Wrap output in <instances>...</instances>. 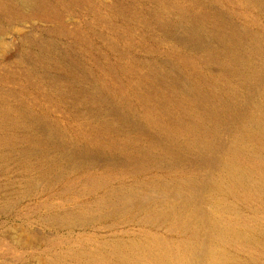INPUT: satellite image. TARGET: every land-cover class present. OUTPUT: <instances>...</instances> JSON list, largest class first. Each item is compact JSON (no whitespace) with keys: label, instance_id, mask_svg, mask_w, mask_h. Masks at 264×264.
<instances>
[{"label":"rangeland","instance_id":"1","mask_svg":"<svg viewBox=\"0 0 264 264\" xmlns=\"http://www.w3.org/2000/svg\"><path fill=\"white\" fill-rule=\"evenodd\" d=\"M40 1L0 0V113L23 124L0 130V264H264V178L235 185L225 154L241 125L264 139V0ZM202 92L232 107L176 162L169 122ZM228 222L248 235L218 238Z\"/></svg>","mask_w":264,"mask_h":264},{"label":"bare ground","instance_id":"2","mask_svg":"<svg viewBox=\"0 0 264 264\" xmlns=\"http://www.w3.org/2000/svg\"><path fill=\"white\" fill-rule=\"evenodd\" d=\"M12 2H21L25 3L27 7H30L32 10H42L43 4L40 0H10ZM9 2V1H8ZM7 3V2H6ZM251 34L254 35L255 43L251 45V53L250 57L253 59L254 62L262 61L264 64V37L257 34L256 32H251ZM262 93V99L264 100V90L261 91ZM200 94V93H199ZM202 98L204 105H206L205 110L201 114L198 115L197 119H193V123L190 125H185L181 120H173L169 123H172V127L170 129L171 132L167 134L165 139L167 140L164 142V145L170 143L172 145H175V155H176V162L182 161V160H189V155L192 150V148L199 147L201 145H197L199 142H203L206 144V146L212 145V141L208 139H204L201 136H192L189 138L188 136L193 135V132L191 133L189 129H194L196 132L200 133L201 130L203 133L210 132L211 127L208 125V123L217 124L221 117H223V113L227 111V109H230L231 103L229 100L225 98L215 97L212 93L208 96L206 93L202 92ZM258 110H263L260 108H257ZM262 113V112H261ZM264 113V110H263ZM175 121V122H174ZM15 120L11 116V114L3 110V112L0 113V130L8 127V125L12 126L14 124ZM240 123V122H238ZM237 123V124H238ZM242 123H246L249 125L254 124H262V119H257L250 114L247 115V118L242 121ZM23 127V124L21 122H18L17 124L13 125V128L17 127ZM181 127H184L181 129ZM57 129V128H56ZM168 129V132L169 130ZM174 129V130H173ZM197 134V133H196ZM256 134H253L251 130H248L247 127L241 125L238 127V129L235 131V141L232 145H229L225 151L226 156L229 158L230 162L235 165L232 175L230 176V179L234 182L235 185L245 182L244 176H262L264 178V165H258L254 162H250L248 159H246V148L243 143L238 139H244V138H254ZM260 136V135H259ZM11 137L8 138V136L4 135L3 138H0V141L9 142ZM254 139H256L257 143H261L264 145V139L263 137L260 138L256 136ZM54 142L48 143L43 142L39 138H34L29 144L25 145V153L28 154L30 150L33 153L45 152L52 149V144ZM166 143V144H165ZM202 143V144H203ZM197 145V146H196ZM168 146V145H166ZM158 152V151H157ZM149 153L155 158L158 155H161L160 152L156 153L154 151H149ZM133 159L131 155H129ZM159 157V156H158ZM216 190L219 192V190H224L223 188L216 187ZM222 231V230H221ZM249 229L239 227L234 225L232 222L227 223V228L224 229L223 232L218 236V238L223 239H232V238H241L243 236L248 235ZM213 244L216 243V241H212ZM215 247H221L218 244H215ZM221 253V251H219ZM218 256H211V264H222L221 260L218 259ZM183 263V261H182ZM224 264V263H223Z\"/></svg>","mask_w":264,"mask_h":264}]
</instances>
